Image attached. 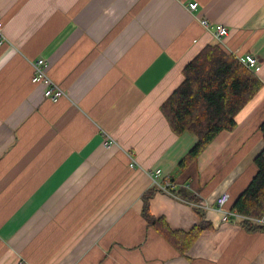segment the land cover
Masks as SVG:
<instances>
[{"label": "crops", "instance_id": "crops-1", "mask_svg": "<svg viewBox=\"0 0 264 264\" xmlns=\"http://www.w3.org/2000/svg\"><path fill=\"white\" fill-rule=\"evenodd\" d=\"M0 21V264H264V231L216 208L228 192L231 209L257 173L264 86L183 168L198 139L161 110L207 46L255 55L264 84V0H0ZM38 59L67 95L57 103L32 82ZM157 170L175 195L154 185ZM155 187L156 219L190 231L202 212L210 225L184 256L144 218Z\"/></svg>", "mask_w": 264, "mask_h": 264}, {"label": "trees", "instance_id": "trees-1", "mask_svg": "<svg viewBox=\"0 0 264 264\" xmlns=\"http://www.w3.org/2000/svg\"><path fill=\"white\" fill-rule=\"evenodd\" d=\"M181 85L162 105L161 110L177 135L193 134L198 141L180 163L183 168L195 160L218 135L236 127V116L258 94L264 84L240 59L220 45L204 48L183 70ZM264 137V122L260 126ZM257 173L233 204L231 210L254 219L264 218V149L255 159ZM159 189L148 190L142 196L143 215L184 256L201 233L210 228L205 221L190 231L171 229L164 218L150 213V200ZM188 201L195 197L179 192ZM249 231H264V225L243 221Z\"/></svg>", "mask_w": 264, "mask_h": 264}, {"label": "built area", "instance_id": "built-area-1", "mask_svg": "<svg viewBox=\"0 0 264 264\" xmlns=\"http://www.w3.org/2000/svg\"><path fill=\"white\" fill-rule=\"evenodd\" d=\"M198 8L197 3L190 4L188 9L191 12L196 11ZM204 27L209 28L210 22L208 20H202L201 22ZM214 35L217 38L218 41L222 42L228 35L229 30L223 26V25H217L215 26ZM8 42V39L6 38L4 34V25L0 21V48L3 47L4 44ZM243 64L251 71H255L259 66V59L255 55H247L245 60L242 61ZM33 66V76H32V82L34 84L42 85L44 87V97L53 102L57 103L60 99L66 97V93L63 90L62 87H60L57 83H55L48 75V68H49V62L45 59H38L36 62L32 64ZM106 145H113L114 141L111 140L109 142L108 138L106 139ZM131 166H134L132 164ZM151 176L153 178V183L155 186L159 187L162 191L175 195L172 191L173 183L169 176H166L163 179V182H161V178L163 177V173L161 170H157L154 173H151ZM230 200V195L228 192L223 193L217 200V211H219L222 214V220L223 222H238L241 223L243 221H251L252 223H257L264 225V218L262 219H254L242 216L235 211L229 209L228 203ZM196 208H200L201 205L194 204ZM203 207V206H202ZM18 264H29L26 260L21 259Z\"/></svg>", "mask_w": 264, "mask_h": 264}]
</instances>
